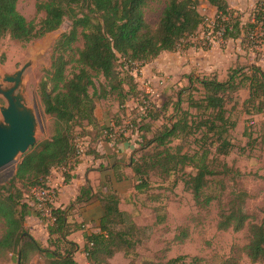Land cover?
<instances>
[{
  "label": "trees",
  "instance_id": "obj_1",
  "mask_svg": "<svg viewBox=\"0 0 264 264\" xmlns=\"http://www.w3.org/2000/svg\"><path fill=\"white\" fill-rule=\"evenodd\" d=\"M18 1L0 0V42L6 36L22 43L31 42L59 29L65 19L71 20V28L54 43L51 66L39 84L44 112L53 120V134L21 156L8 188L0 184V258L11 254L17 264H27L30 254H36L43 257L46 264H79L75 259L79 245L69 236L83 229L84 223L71 217L74 209L96 199L104 213L97 223L99 230L85 236L84 248L89 264H111L115 254H130L137 246L133 235L139 227L130 213L120 208L121 195L113 187L115 181L130 180L136 191H143L148 186L146 178L151 174L168 178L181 173L180 179L185 189L193 194L196 205L207 209L213 197L206 189L212 177L220 173L214 167L211 146L216 145L218 155H227L232 149L229 134L235 123L228 116L227 105L244 80L249 84V96L243 106L258 113L264 111V70L255 63L228 69L224 79L214 72L196 75L195 79L190 75L189 84L197 81L202 86L200 97L194 95L197 89L184 87L173 103L171 123H163L156 129L151 125L159 119V111H163L164 106L151 109L137 123L140 133L148 135L152 132V135L145 136L133 151L129 166L132 175L125 171L127 163L124 159L114 158L108 166L101 168L105 174L97 188L87 181L67 206L52 207L54 221L48 227V245H43L28 232V200L37 205L32 190L48 186V177L54 168L75 165L78 143L94 130L100 140L109 141L96 116L97 99L115 96L120 106H125L130 98L143 101L146 96L138 89L135 64L142 66L163 52L193 46L190 39L206 17L199 8L202 0H35L36 13L42 17L28 20L18 10ZM157 1L163 3V9L157 24L153 25L147 20V9ZM205 1L216 8L213 18L218 26L215 28L221 26L224 29L221 35L224 42L242 37V46L247 51L253 46L264 45V0H258L246 23L242 21L240 10L232 7L229 0ZM256 30L261 31L254 34ZM81 39L83 44L79 47L76 44ZM187 40L189 43L184 44ZM121 65L129 68L122 70ZM241 75L240 83L237 77ZM99 77L104 81L98 87L96 78ZM185 91L189 92L187 109L182 107ZM86 126L89 131L85 132ZM114 126H122L119 118ZM197 133L200 136L196 140L201 145L193 153L172 144L176 138H188ZM90 146L87 145V152H91ZM188 167L196 173L187 171ZM224 168H227L226 164ZM68 178L69 174L65 173V180ZM243 202L244 199L236 195L220 212L218 227L222 230L240 231L248 224V242L242 247H233L232 254L221 264H245L244 257L250 259V264H264V218L260 222L250 221L251 216L245 212ZM37 211L40 216V209ZM175 240L183 242V235L176 236ZM47 253L51 256L46 257ZM128 264L202 262L197 256L187 261L186 255H179L166 262L144 260Z\"/></svg>",
  "mask_w": 264,
  "mask_h": 264
},
{
  "label": "rangeland",
  "instance_id": "obj_2",
  "mask_svg": "<svg viewBox=\"0 0 264 264\" xmlns=\"http://www.w3.org/2000/svg\"><path fill=\"white\" fill-rule=\"evenodd\" d=\"M202 3L203 1L199 5L200 11ZM17 7L28 20L42 17V14L38 15L36 13L35 0H19ZM162 9L163 3L161 1L153 3L147 9L148 22L153 25L157 24ZM202 12L206 18L196 34L204 36L212 32L214 43L224 44L222 46L224 49L226 45L218 35V30L208 24L209 19H211L209 13L204 10ZM70 28L71 20L65 19L59 29L31 42L22 43L9 36H6L0 42V74L14 72L21 68L26 61L33 60L25 74L27 84L25 97L28 104L34 107L37 115V142L50 138L53 134V120L44 112L39 84L51 66L54 43L62 33ZM259 31L261 30H256L254 34L259 33ZM193 38L190 40L192 41ZM187 43H189L188 40L184 44ZM191 43L194 47H202L205 50L214 44L208 46L203 39ZM82 44L83 40L81 39L76 45L81 47ZM253 47L247 51L246 55H242V58L241 54L232 52L231 55L234 54L228 60V63L222 67L220 73H226L228 69L246 67L252 61L264 70V45ZM250 51L254 53L252 58L248 53ZM120 62L122 63L123 59ZM121 68L126 70L129 66L121 65ZM205 73L207 71L200 68L185 74L180 73L177 76L170 75L169 77L162 74L158 76L157 80L141 78L142 75L140 74L135 76L138 89L144 93L145 98L153 105L152 109L155 110L164 106V110L159 111V119L151 123L154 129L159 128L163 123H171L174 119L173 116L171 117L174 114L173 103L177 101V94L182 88L190 86L192 89H197L194 91V95L200 97L201 84L197 81L189 84L188 78L191 75L195 79L196 75H204ZM237 79L241 83L243 76H238ZM101 81H104L102 77L96 78L98 87ZM188 94V91L182 94V107L185 109L188 108L186 101ZM248 96L249 84L247 80H244L241 88L235 93L234 99L227 105L228 116L235 123L229 134L233 143L230 152L227 155H218L215 153L216 145L211 146L213 153L211 156L215 157L214 167L220 173L212 177L210 185L206 189V192L213 197L208 208L200 209L196 205L193 194L185 189L184 182L180 179L181 173L172 174L168 178L151 174L150 177L146 178L148 186L143 191L136 192L133 190V192H130L128 190L124 194V204L128 209H130L128 204L131 205L133 213L130 214V217L139 227L133 235V239L137 241V246L128 255L123 252L115 254L110 261L111 264H128L131 261L141 262L144 260L166 262L179 255H186L187 261L197 256L201 258L202 264H221L232 254L233 247H242L248 242V224L240 231H235L233 228L222 230L218 227L222 208L226 207L230 199L236 195L244 199L243 208L251 216L250 221L260 222L264 218V111L258 113L248 106H243V102ZM5 104V99L0 96V106ZM141 104L142 101L139 102L137 98H130L125 106H120L117 98L110 96L105 100L97 99L96 107H98V112L101 115L105 114L109 108L113 114V116H110V118L112 117L111 120L104 121L103 127L105 129L110 126L114 127L118 118L121 125H125L127 120L136 121L140 115L139 107ZM191 111L194 110L191 109ZM135 123L138 127V122ZM84 131H89L88 126ZM151 131H154L153 128ZM135 132L134 129L128 135H134ZM139 135L142 136L138 137L141 140L135 138L137 146L134 149L139 147L145 136H151L152 132L148 135L143 133ZM199 136L200 134L197 133L188 138H176L172 144L174 146L180 145L184 151L193 153L201 145L196 140ZM131 137L123 141L130 140ZM131 158L126 156L124 160L127 163L125 171H129L132 175V169H128L132 162ZM20 159L21 157L15 163L0 170L1 185H6L7 188L10 186L11 178ZM224 164L227 165L226 169ZM187 171L196 173V170L190 167L187 168ZM133 181L139 182L137 178H133ZM130 189L132 188L130 187ZM40 217L49 227L48 217H43L42 212ZM28 227L27 229H30V226ZM1 231L2 224L0 223ZM28 232L30 233L29 230ZM182 235L183 242L175 240L176 236ZM11 257L10 254L7 257L0 258V264H17L16 260ZM243 263L250 264V259L244 257ZM27 264H46V260L36 254H30Z\"/></svg>",
  "mask_w": 264,
  "mask_h": 264
},
{
  "label": "crops",
  "instance_id": "obj_3",
  "mask_svg": "<svg viewBox=\"0 0 264 264\" xmlns=\"http://www.w3.org/2000/svg\"><path fill=\"white\" fill-rule=\"evenodd\" d=\"M202 1L203 3L201 5V12L203 10L207 11L210 18H213L216 13V8L207 1ZM229 2L232 7L241 10L242 21L246 23L249 21L251 11L255 7L258 0H229ZM202 37V34L197 33L191 42L202 39ZM225 45L226 46L223 49L221 44L219 45L218 42H215L213 46L206 50L202 47L190 46L187 49H180L174 52H163L154 61L140 67V75H142L141 78H151V80H157L158 76L162 74H165L169 77L170 75L177 76L180 73L185 74L191 70H197L201 68L206 70L207 73H218L219 78L224 79L226 77V73L220 72H222V67L228 63V60L234 54L233 53L231 55V53L237 52L238 54H241V58L242 55H246L247 53V50L242 46V37L230 39L225 42ZM248 53L252 58L254 53L251 51ZM252 63L253 61L251 64ZM95 112L102 127L104 121H107L108 119L111 120L112 117L110 118V116H113L110 108L107 109L103 115L99 114L98 107L96 108ZM139 134L140 133H136L132 135L130 140L112 143L110 141H104L103 139L100 140L96 135V131L94 130L93 133L83 140V142L87 143V145H91V152L85 151L82 155H79L77 157V162L71 168L56 167L51 171L48 177V185L57 187L58 189V200L55 204V207H65L71 203L76 198L80 187L87 181H90L92 185L97 188L105 174V171H101V168L103 166H108L109 162L114 160V158L124 159L126 156L131 157L133 151L135 150L134 148L137 146L135 138L139 141L141 140V138H138L142 137ZM128 169L130 168L128 167ZM107 171L110 172L111 170L108 169ZM65 173L69 174L68 180H65ZM127 173H129V171H127ZM113 187L121 195L120 208L129 212L130 214L133 213L131 205L128 204L130 206V209H128L124 204V194L128 190H130V192H133V190L136 191L132 185V182L130 180H123L120 182L115 181L113 183ZM130 187L132 189H130ZM28 203L30 204V209L26 217V226L27 228L30 226V229L28 230L35 239L40 241L43 245H48V225L38 215V207L35 205V202L29 199ZM103 213L102 205L97 199L93 200L87 205L77 207L73 210V215L71 218L74 221L84 223L83 229L75 231L69 236V239L75 241L79 245V250L75 253V259L79 262V264H89L87 252L84 248L86 245L85 236L90 234L92 231L99 230L97 223ZM49 256H51V254L47 253L46 257Z\"/></svg>",
  "mask_w": 264,
  "mask_h": 264
},
{
  "label": "water",
  "instance_id": "obj_4",
  "mask_svg": "<svg viewBox=\"0 0 264 264\" xmlns=\"http://www.w3.org/2000/svg\"><path fill=\"white\" fill-rule=\"evenodd\" d=\"M32 62L0 74V96L6 101L0 106V170L15 163L37 142V115L25 97V74Z\"/></svg>",
  "mask_w": 264,
  "mask_h": 264
},
{
  "label": "built area",
  "instance_id": "obj_5",
  "mask_svg": "<svg viewBox=\"0 0 264 264\" xmlns=\"http://www.w3.org/2000/svg\"><path fill=\"white\" fill-rule=\"evenodd\" d=\"M209 26H218L215 22L214 18L209 19ZM218 35L223 34L224 29L219 26L217 29ZM212 32L207 33V35H204L202 39L204 40V43L206 45H212L214 43L213 36L211 35ZM259 34V33H257ZM140 64H136V67L134 69L135 76L140 74ZM153 105H151L150 101L146 98L143 99L142 104L139 107L140 115L138 116L136 121L127 120L125 125L113 127L110 126L109 128H105L103 130V135L110 141V142H117V141H123L124 139L130 138L132 135H128L132 128L136 130V133L138 132V129L136 127L135 122H140L142 119H144L148 112L151 111ZM87 143H84L83 141H80L77 145V155H82L86 151ZM32 195L34 199L36 200L37 207L42 212L43 217H48L49 219V225L54 221L52 217V207L55 206L57 200H58V189L57 187L52 186H46V187H35L32 190Z\"/></svg>",
  "mask_w": 264,
  "mask_h": 264
}]
</instances>
